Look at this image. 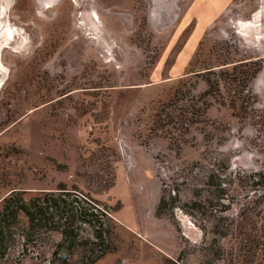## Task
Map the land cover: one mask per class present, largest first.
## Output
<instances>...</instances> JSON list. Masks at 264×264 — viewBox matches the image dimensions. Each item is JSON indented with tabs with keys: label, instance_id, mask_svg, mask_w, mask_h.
Returning a JSON list of instances; mask_svg holds the SVG:
<instances>
[{
	"label": "rangeland",
	"instance_id": "rangeland-1",
	"mask_svg": "<svg viewBox=\"0 0 264 264\" xmlns=\"http://www.w3.org/2000/svg\"><path fill=\"white\" fill-rule=\"evenodd\" d=\"M0 22V205L77 193L107 214L96 264H264V0H0Z\"/></svg>",
	"mask_w": 264,
	"mask_h": 264
},
{
	"label": "trees",
	"instance_id": "trees-1",
	"mask_svg": "<svg viewBox=\"0 0 264 264\" xmlns=\"http://www.w3.org/2000/svg\"><path fill=\"white\" fill-rule=\"evenodd\" d=\"M164 204L162 197L158 213ZM106 215L67 189L29 199L11 192L0 205V264H96L107 253ZM83 225L88 237L81 236Z\"/></svg>",
	"mask_w": 264,
	"mask_h": 264
},
{
	"label": "bare ground",
	"instance_id": "bare-ground-1",
	"mask_svg": "<svg viewBox=\"0 0 264 264\" xmlns=\"http://www.w3.org/2000/svg\"><path fill=\"white\" fill-rule=\"evenodd\" d=\"M2 29H3V26H2V24H1V22H0V36L3 35V34L5 33V31H2ZM5 35H6V34H5Z\"/></svg>",
	"mask_w": 264,
	"mask_h": 264
}]
</instances>
